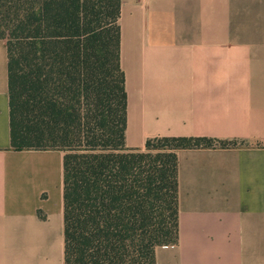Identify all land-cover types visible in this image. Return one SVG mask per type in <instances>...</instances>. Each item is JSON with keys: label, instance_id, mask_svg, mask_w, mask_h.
<instances>
[{"label": "crops", "instance_id": "crops-1", "mask_svg": "<svg viewBox=\"0 0 264 264\" xmlns=\"http://www.w3.org/2000/svg\"><path fill=\"white\" fill-rule=\"evenodd\" d=\"M125 143L205 137L182 149L178 241L155 264H264V0H121ZM63 153L10 148L0 38V264H64Z\"/></svg>", "mask_w": 264, "mask_h": 264}, {"label": "trees", "instance_id": "trees-1", "mask_svg": "<svg viewBox=\"0 0 264 264\" xmlns=\"http://www.w3.org/2000/svg\"><path fill=\"white\" fill-rule=\"evenodd\" d=\"M121 0H0L10 148L63 153L64 264H155L178 241L182 149L205 137L125 143Z\"/></svg>", "mask_w": 264, "mask_h": 264}]
</instances>
